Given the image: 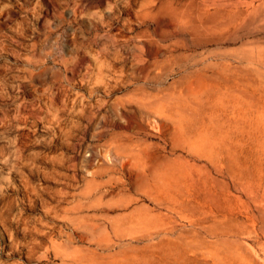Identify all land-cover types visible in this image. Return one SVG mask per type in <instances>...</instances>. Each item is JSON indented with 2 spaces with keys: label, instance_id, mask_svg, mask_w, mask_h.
Masks as SVG:
<instances>
[{
  "label": "rangeland",
  "instance_id": "rangeland-1",
  "mask_svg": "<svg viewBox=\"0 0 264 264\" xmlns=\"http://www.w3.org/2000/svg\"><path fill=\"white\" fill-rule=\"evenodd\" d=\"M0 264H264V0H0Z\"/></svg>",
  "mask_w": 264,
  "mask_h": 264
}]
</instances>
